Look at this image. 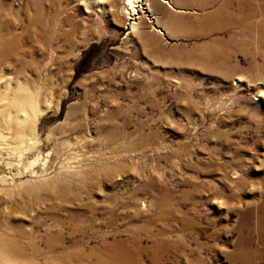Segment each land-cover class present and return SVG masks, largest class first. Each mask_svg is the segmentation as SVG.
<instances>
[{
  "label": "rangeland",
  "instance_id": "obj_1",
  "mask_svg": "<svg viewBox=\"0 0 264 264\" xmlns=\"http://www.w3.org/2000/svg\"><path fill=\"white\" fill-rule=\"evenodd\" d=\"M205 1L0 0V229L34 263L264 264V0Z\"/></svg>",
  "mask_w": 264,
  "mask_h": 264
},
{
  "label": "bare ground",
  "instance_id": "obj_2",
  "mask_svg": "<svg viewBox=\"0 0 264 264\" xmlns=\"http://www.w3.org/2000/svg\"><path fill=\"white\" fill-rule=\"evenodd\" d=\"M220 1V2H219ZM235 0H206L204 5H212L216 2H219V7L214 13H224L227 11L229 6H231L234 3ZM252 0H238V5L240 7L241 13L245 10H250L251 12L254 11ZM134 2L135 0H126L127 9L135 10L134 9ZM249 14V12H248ZM217 19V18H216ZM250 23V22H249ZM250 25V24H249ZM261 30L263 31L262 34L264 35V21L262 22L260 26ZM264 38V37H263ZM3 37L0 38V60L5 55L4 49H6L8 41L2 42ZM264 68V66L262 65ZM19 88V87H18ZM16 89V88H14ZM21 89V88H20ZM28 89V88H27ZM22 90V89H21ZM18 91V90H17ZM24 91V90H23ZM17 93V92H16ZM18 94V93H17ZM22 94V93H21ZM20 95V94H19ZM25 96V95H24ZM23 96V97H24ZM28 96V95H27ZM19 97V96H18ZM22 97V96H21ZM34 97V96H33ZM12 98V97H11ZM17 98V97H15ZM14 98V99H15ZM29 98V97H27ZM31 98V97H30ZM19 99V98H18ZM22 99V98H20ZM32 99V98H31ZM16 100V99H15ZM14 100V101H15ZM29 100V99H28ZM33 100V99H32ZM31 100V101H32ZM27 101V100H26ZM30 101V102H31ZM10 102V101H9ZM12 102V101H11ZM10 102V103H11ZM18 102V101H17ZM29 102V101H28ZM9 103V104H10ZM23 103V102H22ZM15 104V103H13ZM32 104V102H31ZM3 105V104H2ZM2 105H0L2 107ZM12 105V103H11ZM26 105V104H25ZM24 105V106H25ZM12 107V106H11ZM3 108V107H2ZM19 108V106H18ZM29 108V107H28ZM33 108V107H32ZM14 109V108H13ZM28 110V109H27ZM34 110V108H33ZM9 111V110H8ZM18 111V110H17ZM20 111V110H19ZM18 111V112H19ZM22 111V110H21ZM31 111V110H29ZM5 112V111H4ZM14 113V112H13ZM4 115V114H3ZM13 115V114H11ZM16 115V114H15ZM17 118V115L15 119ZM32 118V117H30ZM30 118H25L21 123L25 124ZM11 119V118H10ZM14 119V118H13ZM17 120V119H16ZM20 120V119H18ZM21 121V120H20ZM16 122V121H15ZM13 123V122H12ZM19 124V123H18ZM21 125V124H20ZM14 126V125H13ZM18 126V125H17ZM23 126V125H22ZM10 227V226H9ZM2 228L0 229V259L3 260L2 264H36L34 263V260L32 258L26 257L24 252L27 250V248L31 249L30 251H33V253H36L37 247H34V245H25L23 243L24 237L27 235L23 227L19 225H15L14 227L10 228ZM28 231V230H27ZM27 237V236H26ZM26 239V238H25ZM54 249V248H53ZM71 256L73 254H62L61 257H59L61 264H69L66 260V257ZM77 256V254L73 255ZM72 256V257H73ZM114 257V256H113ZM80 261L76 260L73 264H79Z\"/></svg>",
  "mask_w": 264,
  "mask_h": 264
}]
</instances>
